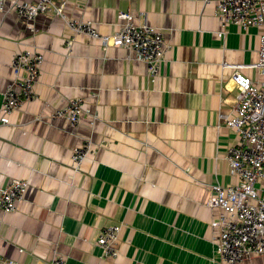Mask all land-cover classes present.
<instances>
[{
	"label": "crops",
	"instance_id": "crops-1",
	"mask_svg": "<svg viewBox=\"0 0 264 264\" xmlns=\"http://www.w3.org/2000/svg\"><path fill=\"white\" fill-rule=\"evenodd\" d=\"M55 2L106 34L130 9L161 28L168 47L152 79L130 48L82 34L69 43L72 30L52 11L36 18V31L0 12V107L14 54L45 55L33 97L0 124V187L29 181L17 208L0 212V253L20 264H220L210 185L237 181L226 159L237 136L220 113H233L236 68L261 79L253 64L262 28L223 26L214 4L200 0ZM76 96L79 123L50 115ZM85 140L92 151L76 166L72 148ZM114 223L122 224L117 253L104 255L97 239Z\"/></svg>",
	"mask_w": 264,
	"mask_h": 264
},
{
	"label": "built area",
	"instance_id": "built-area-1",
	"mask_svg": "<svg viewBox=\"0 0 264 264\" xmlns=\"http://www.w3.org/2000/svg\"><path fill=\"white\" fill-rule=\"evenodd\" d=\"M200 1L214 4V15L223 26L234 23L243 28H262L258 60L253 64L258 68L261 79L252 80L236 68L231 75L237 89L233 113H220L221 120L237 136L236 142L226 152V159L237 181L211 184V195L207 202L217 209L211 226L215 229L213 238L220 264H240L245 257L264 256V0ZM8 11H14L25 20L32 31L37 30L36 18L52 11L63 18L72 30L69 43L75 35L82 34L98 40L103 47L130 48L137 59L146 63L150 78L155 79L159 75L168 47L164 33L146 20L137 21L130 9L118 11L120 27L113 34L100 32L91 19L66 15L63 4L55 0H0V12ZM224 34V28L217 31L219 37ZM44 61V53L37 49H23L14 54L11 62L13 76L4 92L0 124L10 123L11 115L33 97ZM83 103V97H73L62 107L55 108L50 115L77 124L84 112ZM92 148L91 140L73 146L74 164L79 165ZM28 185L27 179L13 178L0 187V212L15 210ZM121 227V223H114L101 228L97 243L104 255L117 253L115 243ZM57 261L54 260L53 264ZM0 264L20 263L0 253Z\"/></svg>",
	"mask_w": 264,
	"mask_h": 264
}]
</instances>
